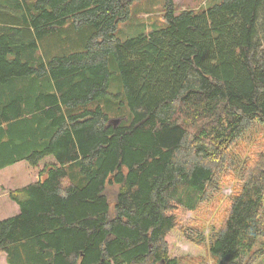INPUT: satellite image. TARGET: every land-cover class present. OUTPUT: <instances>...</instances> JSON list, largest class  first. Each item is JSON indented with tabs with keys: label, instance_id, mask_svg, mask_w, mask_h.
<instances>
[{
	"label": "trees",
	"instance_id": "trees-1",
	"mask_svg": "<svg viewBox=\"0 0 264 264\" xmlns=\"http://www.w3.org/2000/svg\"><path fill=\"white\" fill-rule=\"evenodd\" d=\"M134 0H0L7 264H264V0H217L121 39ZM120 118L113 125L112 117ZM45 158L51 161L37 171ZM25 162L20 173L5 172ZM230 183L207 255L166 235ZM210 258V263L207 259Z\"/></svg>",
	"mask_w": 264,
	"mask_h": 264
},
{
	"label": "rangeland",
	"instance_id": "rangeland-1",
	"mask_svg": "<svg viewBox=\"0 0 264 264\" xmlns=\"http://www.w3.org/2000/svg\"><path fill=\"white\" fill-rule=\"evenodd\" d=\"M217 0H173L175 12L187 8H199L210 5ZM164 0H134L130 6V14L127 20L122 22L117 30V36L125 39L130 36H135L141 32H148L154 26L162 24L160 17L164 12ZM112 118H116L115 116ZM264 128L259 125H254L247 131L238 141L232 153L241 159L249 150L250 146L256 139H261ZM50 158H45L39 163L36 168L28 167L33 173L34 177L28 181H33L37 177V171L43 167L44 164L49 163ZM25 162H19L13 168L7 169L5 172H13V174L20 173L18 178L24 179V173L20 171L22 166L24 169ZM22 165V166H21ZM20 169V170H19ZM12 181H2L4 186L14 188L20 183H13ZM230 183L222 184L220 189L209 195L208 199L202 203L195 212L179 210L175 216L179 220L184 230L177 228L172 229L165 237L168 244V253L172 257L190 256L199 257L207 255V243L209 241L210 229L216 227L224 215V210L229 204V195L231 192ZM0 199V203H2ZM6 215H0V218ZM210 263V258L207 259ZM258 262L257 264H262ZM0 264H7L4 254H0Z\"/></svg>",
	"mask_w": 264,
	"mask_h": 264
},
{
	"label": "water",
	"instance_id": "water-1",
	"mask_svg": "<svg viewBox=\"0 0 264 264\" xmlns=\"http://www.w3.org/2000/svg\"><path fill=\"white\" fill-rule=\"evenodd\" d=\"M120 118H111L110 122L113 124V125H117L119 122H120Z\"/></svg>",
	"mask_w": 264,
	"mask_h": 264
}]
</instances>
